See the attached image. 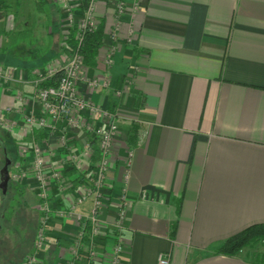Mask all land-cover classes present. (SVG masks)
I'll use <instances>...</instances> for the list:
<instances>
[{
  "label": "crops",
  "instance_id": "obj_1",
  "mask_svg": "<svg viewBox=\"0 0 264 264\" xmlns=\"http://www.w3.org/2000/svg\"><path fill=\"white\" fill-rule=\"evenodd\" d=\"M10 6V23L0 15V51L9 53L5 60L11 65L0 67L13 70L14 87L25 95L33 89L30 71L50 62L42 61L47 48L39 31L50 37L58 26L50 3L34 10L19 1ZM128 11L115 24L107 0L96 2L102 45L96 65L86 66L84 74L106 77L111 95L80 84L86 101L114 112L118 128L108 157V205L100 216L102 229L111 235L97 247L106 254L102 264H109L122 192L127 215L121 264H156L160 254L169 264H264L263 247L252 256L245 249L235 255L215 252L227 238L264 223V0H136L135 7L128 1ZM117 89L121 94L115 95ZM6 106L41 114L39 104L16 103L0 83V111ZM13 112L0 120L14 124L5 130L16 145L15 167H23L17 162L22 149L35 146L48 160L64 159L56 133L24 131L23 119ZM131 122L139 130L129 148ZM47 124H52L49 117ZM68 140L83 161L80 173L68 178L72 189L58 197L66 210L86 188L81 174L89 176L98 156L85 132ZM87 143L93 149L89 161ZM91 207L88 197L74 209L88 216ZM75 216H51L37 264L71 257L79 227ZM32 240L22 258L34 249Z\"/></svg>",
  "mask_w": 264,
  "mask_h": 264
},
{
  "label": "rangeland",
  "instance_id": "obj_2",
  "mask_svg": "<svg viewBox=\"0 0 264 264\" xmlns=\"http://www.w3.org/2000/svg\"><path fill=\"white\" fill-rule=\"evenodd\" d=\"M21 2L22 5H25L29 10H34L37 5H44L46 3H50V7L52 10V14H54V22L57 23L58 30L57 32L53 33V29H51V35L50 37L46 34L45 29H41L40 32V42H43L45 44V47L47 50L43 54L42 61L43 63H47L46 66H44L41 69H35L30 71V78L32 80V87H34L38 84L40 87H46L42 86V83L45 81L44 77L46 78V75L49 71L53 72L54 69L60 67L65 63L66 59L69 57L70 52L72 51V48L74 49L76 46V42L78 41V24H77V18L80 16L81 6L80 1L77 0H0V15L3 13L5 18V25L10 23V17H7L6 14H12V11H10V5L14 6L16 2ZM98 0H96L97 2ZM118 1L121 0H107L108 5H111L113 8V17L115 24L122 20L123 16L125 14L118 13L116 9V4ZM126 1L125 7L126 8V16L128 11V1L132 0H124ZM95 2V7H96ZM20 5V3H18ZM18 5V6H19ZM56 10V12H54ZM94 18L96 20V25L94 30L97 27V24L101 22V20H98V18L95 15V8H94ZM74 30V31H73ZM73 32V33H72ZM86 32V31H85ZM84 33V32H83ZM82 33V38H83ZM6 34H4L5 36ZM73 36V41H70V38ZM102 45V43H101ZM101 47V46H100ZM99 47V49H100ZM99 51V50H98ZM7 51H0V64L3 65H11L10 62L6 61L7 59ZM9 54V53H8ZM110 56H108V59ZM82 59V57H81ZM86 66L83 63L82 59V66L79 70V73L76 78V90H77V96L80 98L82 97L81 91H80V84L83 82L87 84L89 87H93L97 89L94 85L90 84L93 80H98V78L92 77V78H86L84 74ZM0 69H4L6 74L8 75L7 78L0 76V83H2L5 86L6 91L12 96V98L17 102L20 103V105H23L24 103L30 101L29 96H31V92H26L24 95V92L21 90H18L17 92L14 87L15 83V75L13 70L0 67ZM5 75V76H7ZM43 76V77H41ZM44 80H43V79ZM47 79V78H46ZM103 81H105L104 87H99L97 90L103 89L106 91V93L111 92L108 88V81L106 77H101ZM37 83V84H36ZM118 91V93H117ZM113 94V93H112ZM121 94V90L117 89L115 91V95ZM86 101V100H85ZM88 103L92 104L91 102L87 101ZM97 107L96 104H93ZM113 105V102H112ZM103 109V108H101ZM15 112L19 118L23 119L24 123V131L32 132L34 129H38L40 131L45 130L47 128L48 132H54L59 136V143L62 146L63 149V155H65L64 159H62L59 163L58 161L54 162L53 157L47 158L44 157L41 150L38 148V146L32 147L31 150L22 149L24 152L17 158V162L21 163L23 167H15L13 164H10L7 167L8 176L10 179V186L5 183V189L4 192H2V196L5 197H12L11 201L2 202V207L5 208L7 206V210H5V213L3 214V220L0 221V227L2 229L0 230V238L2 243L0 242V251H2L3 245H7L10 247H18V253L21 254L27 247L30 245V242L34 239V249L27 253L23 259L18 264H24L27 261L28 256H33L35 258V264H37L39 261H41V255L42 251H45L46 244L41 250L35 249V243H36V236L38 231V225L39 220L42 216H48V222L50 223L51 216L53 214L61 216L67 213H76L77 217H88L83 216L80 213L75 211L76 205H78L80 202H77L78 199H82L83 197H93L92 193L94 192V185H95V178L92 173H89V176L87 177L86 173H82L84 177L81 179V181L84 179L83 183L85 185V189L83 190V193L79 196L75 197L72 202L70 203L69 210H66L59 202V195L62 194L61 192L67 191L68 189H72L71 181L68 179L72 175H77V173H80V166L82 164V157L74 150L75 145H73V142H70L68 140L69 135H77L80 131L85 132L87 136V141L90 142L93 141L92 137V131L101 125V122L98 121L95 117L96 114L89 111H86L84 109L78 110V109H72L70 110V113L68 114V118L62 119L57 122H52V124H47L46 119V125L44 126H37L35 124H30L26 122V119L28 116L33 115L37 116L38 113H25V111H21V108H15L11 106H6L2 111H0V115L3 117L9 116L11 113L14 114ZM109 114L112 113L111 109L106 110ZM85 113V114H84ZM87 114V115H86ZM113 114V113H112ZM68 119L72 120L73 125L68 122ZM103 120H107V117H103ZM105 123V122H103ZM117 125V124H116ZM13 121H6V120H0V140H3V137L5 136L6 130H11L10 127H13ZM49 126V129H48ZM6 129V130H5ZM117 133V132H116ZM65 134L67 136V147L65 146V143L61 142V135ZM8 148L11 149V151L14 152L15 158L17 155V151H15V143L8 142ZM90 143L85 145L84 154L85 157L89 159L92 155V148L89 147ZM38 151H35V150ZM67 150V151H66ZM21 153V151H20ZM27 153V154H26ZM1 156V151H0ZM7 157H11L10 154ZM14 158V159H15ZM60 156L54 157V160L59 159ZM12 160V158H11ZM40 160V164L36 165V162ZM15 161V160H13ZM87 161V162H88ZM96 161V160H95ZM92 163V170L94 168V163ZM60 165V166H59ZM72 169L70 170V174L66 172V169ZM91 170V171H92ZM33 178V179H30ZM78 178V177H77ZM33 182V183H32ZM28 183V184H27ZM105 186L106 180H105ZM53 188L54 191L50 188ZM107 190H109L107 188ZM6 191V192H5ZM40 197V198H39ZM49 199V200H48ZM120 199V197H119ZM84 200V199H83ZM82 200V201H83ZM102 207H101V216L103 215L105 208L108 205V197L106 198L105 195L102 197ZM81 201V202H82ZM120 202V200L117 201L115 207L117 209V205ZM7 204V205H6ZM1 207V206H0ZM116 209H115V215H116ZM45 210V211H44ZM46 211L48 214H46ZM47 225V233H48V226ZM80 225L78 228L79 232ZM112 232V231H111ZM27 238L26 245L19 246L20 242H24ZM87 237L85 236H78L76 237V241H73L70 245L69 252L71 253V257L66 260L68 262H75V264H102L104 260L105 253H103L101 250H99L97 247L102 246L101 242H106L107 236L99 235L94 238V250L96 253L92 256L93 258H89L90 252H89V242L86 240ZM102 238V239H101ZM47 239V237H46ZM112 244L111 250H113V240L114 238L111 237ZM79 241L78 243H76ZM47 242V241H46ZM264 248L263 242H257L254 244H251L249 246H246L242 248L241 250H249V255H255L258 252H261V248ZM240 250V251H241ZM238 251V252H240ZM237 252V253H238ZM5 253V252H1ZM2 255H0V264H11L12 260L9 262L8 259H2ZM40 256V257H39ZM74 256H77L74 261ZM52 261V257H50ZM5 261V262H4ZM58 261V260H57ZM64 262V261H63ZM57 264V262L55 263Z\"/></svg>",
  "mask_w": 264,
  "mask_h": 264
},
{
  "label": "built area",
  "instance_id": "obj_3",
  "mask_svg": "<svg viewBox=\"0 0 264 264\" xmlns=\"http://www.w3.org/2000/svg\"><path fill=\"white\" fill-rule=\"evenodd\" d=\"M80 1L81 11L80 16L77 18L78 24V41L76 46L70 52L69 57L66 59L65 63L62 66L54 69L53 72L49 71L46 75V78H50L59 72L58 77L55 80V83L51 86L40 87L37 85L34 87L31 96L29 99L31 102H36L39 104L41 109V114L37 116L30 115L27 117L26 122L30 124H35L37 126L46 125V119L49 117L52 122H57L62 119L68 118V114L72 109L86 110L91 111L96 114V119L101 122V125L95 128L92 131V139L96 143L97 149V159L94 163V168L91 171L92 175L96 180L94 185V192L92 193V207L90 214L86 218L77 217V221L80 225L78 236L87 237L86 240L89 242V258L96 253L94 250V238L101 235L111 236L110 232L108 233L105 229H102L103 223L101 221V207H102V197L103 195L108 197L107 186H105L106 173L108 170V157L110 153L111 143L114 141L117 125L115 121V114L112 111L109 114L106 109H101L93 104L85 101L84 98L77 96L76 90V78L79 73V70L82 66L81 55L78 53L77 48L82 41V33L85 31H92L95 28L96 20L94 18V8L96 0H77ZM133 7L136 6V0H132ZM126 1L121 0L116 4V9L118 13H126L125 7ZM119 22V21H118ZM118 22L116 24H118ZM6 72L4 69H0V76L7 78ZM43 77V76H41ZM44 77V79L46 80ZM43 79V78H42ZM43 79V80H44ZM90 84L94 85L97 89L105 86V81L102 79L93 80ZM93 88V87H91ZM95 89V88H94ZM107 117V120H103V117ZM68 122L73 125L72 120L68 119ZM105 122V123H103ZM61 142L65 143L67 147V136L65 134L61 135ZM35 151H38L37 149ZM41 162L38 160L36 165H39ZM82 199H78L77 202H81ZM120 202L116 209L115 222L112 225L111 231L116 232L112 237L114 238L113 250H111V255L109 257V264H121L122 254H123V245H122V236L121 232L124 227V222L127 215V203L123 192L120 195ZM45 211V210H44ZM46 214L48 212L46 211ZM47 225H48V216H42L39 220L38 231L36 236L35 249L41 250L46 244L47 237ZM79 228V227H78ZM101 238V239H102ZM77 241L76 243H78ZM101 245H104V242H101ZM106 255V254H105ZM77 256H74V261ZM58 264H64L67 262L58 261ZM24 264H35V258L33 256H28L27 261ZM68 264H75V262H68ZM156 264H169V259L167 255L160 254Z\"/></svg>",
  "mask_w": 264,
  "mask_h": 264
},
{
  "label": "trees",
  "instance_id": "obj_4",
  "mask_svg": "<svg viewBox=\"0 0 264 264\" xmlns=\"http://www.w3.org/2000/svg\"><path fill=\"white\" fill-rule=\"evenodd\" d=\"M74 31V30H73ZM73 33V32H72ZM83 38L81 44L77 48L78 53L81 55L83 59V63L87 67H94L96 65V56L99 50V47L102 43V35H103V23L99 22L95 30L86 31L83 33ZM73 36L70 38V41H73ZM59 72H56L54 76L47 78L42 86H51L55 83L56 78L58 77ZM138 125L134 122H131L129 130L126 133V144L129 148H132L138 139ZM7 134V133H6ZM1 159V158H0ZM2 189L0 188V221L3 220V214L5 210H7V206L5 208L2 207V202H10L12 197L2 196ZM6 204V205H7ZM2 227H0V230ZM27 240L28 237L23 238V240ZM263 242L264 244V223L253 224L250 225L235 235L224 240L215 250L216 253L223 255H235L242 248L249 246L251 244L257 242ZM0 242L1 238H0ZM27 243V241H26ZM23 246V243L19 244ZM2 251H0V255L2 259H8L9 262L12 260L11 264L19 263L22 258V253H18V247H10L2 244ZM1 252H5L4 254ZM25 256V255H24ZM259 258L264 261V253L259 256ZM2 262V260H0ZM5 262V261H4Z\"/></svg>",
  "mask_w": 264,
  "mask_h": 264
},
{
  "label": "flooded vegetation",
  "instance_id": "obj_5",
  "mask_svg": "<svg viewBox=\"0 0 264 264\" xmlns=\"http://www.w3.org/2000/svg\"><path fill=\"white\" fill-rule=\"evenodd\" d=\"M8 142H11V140L9 139L8 135L5 133V136L3 137V140H0V151H1V156H0V188L2 189V192H4L5 189V184L4 182L10 186V179L5 178L3 175L4 171H7V167L10 164H13V160H14V152L11 151V149L8 148ZM10 154V158L7 157ZM12 158V160H11ZM6 181H5V179ZM7 189V187H6ZM5 189V190H6ZM6 192V191H5Z\"/></svg>",
  "mask_w": 264,
  "mask_h": 264
},
{
  "label": "water",
  "instance_id": "obj_6",
  "mask_svg": "<svg viewBox=\"0 0 264 264\" xmlns=\"http://www.w3.org/2000/svg\"><path fill=\"white\" fill-rule=\"evenodd\" d=\"M3 175H5V176H4L5 178H8V177H9L7 171H4ZM5 178H4V179H5ZM5 181H6V179H5ZM4 184H5V182H4Z\"/></svg>",
  "mask_w": 264,
  "mask_h": 264
},
{
  "label": "bare ground",
  "instance_id": "obj_7",
  "mask_svg": "<svg viewBox=\"0 0 264 264\" xmlns=\"http://www.w3.org/2000/svg\"><path fill=\"white\" fill-rule=\"evenodd\" d=\"M40 198V197H39ZM49 200V199H48ZM49 223V222H48Z\"/></svg>",
  "mask_w": 264,
  "mask_h": 264
}]
</instances>
